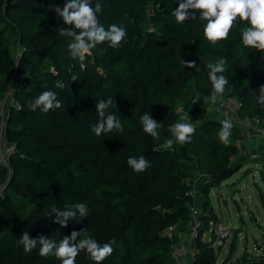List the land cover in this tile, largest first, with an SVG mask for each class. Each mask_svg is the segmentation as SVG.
Here are the masks:
<instances>
[{
    "label": "trees",
    "instance_id": "1",
    "mask_svg": "<svg viewBox=\"0 0 264 264\" xmlns=\"http://www.w3.org/2000/svg\"><path fill=\"white\" fill-rule=\"evenodd\" d=\"M66 2L0 0V132L6 147H16L9 166L0 164V264H61L40 257L39 244L25 253L18 239L27 231L59 243L82 230L78 239L87 236L101 246L115 241L101 264H177L172 253L190 231L198 172L204 200L198 201L201 228L193 237L192 264H219L223 248H215L214 233L212 241L204 238L211 223L220 221L211 191L251 162L237 144L244 140L240 125L233 124L227 146L219 140L226 113L213 116L205 105L212 92L206 65L226 59L229 83L222 99H237L240 120H258L264 132V106L256 99L264 85V53L242 43L250 25L238 17L228 39L212 45L199 12L182 25L176 22L172 11L179 0H101L100 24L106 30L122 25L127 36L119 47L98 45L80 61L70 58L72 39L60 35L67 26L54 11ZM58 80L64 88L55 86ZM44 91L55 92L62 107L33 111L31 103ZM109 97L114 104L108 111L124 130L97 137L90 130L99 120L96 102ZM145 112L161 123L157 140L142 131ZM177 122L195 125L191 143L175 141L168 129ZM168 139L172 150L165 147ZM141 156L150 167L136 173L127 160ZM76 203L87 206L86 217L69 220L67 227L53 223L52 208ZM173 226L177 232L170 237L166 232ZM236 239L227 260L237 250ZM261 242V255L247 251L235 263L264 264V225ZM76 264L96 262L82 250Z\"/></svg>",
    "mask_w": 264,
    "mask_h": 264
},
{
    "label": "clouds",
    "instance_id": "2",
    "mask_svg": "<svg viewBox=\"0 0 264 264\" xmlns=\"http://www.w3.org/2000/svg\"><path fill=\"white\" fill-rule=\"evenodd\" d=\"M104 5L101 0H67L63 9L56 7L54 11L64 21L67 27L60 29V35L70 37L72 42L68 45L70 58L73 60L83 61L86 54H90L92 49L98 45L108 43L110 47L117 48L127 36L126 29L121 25L112 24L106 30L100 24L98 14L103 11ZM199 12V18L206 21L204 25V37L212 45L217 42L225 41L229 37L230 31L235 26L237 18L240 22L247 21L250 26L245 27L242 31V43L245 47L256 49L264 53V0H179V6L172 11V16L178 24H184L188 20L195 19ZM187 68H195L194 61H183ZM225 58H220L217 62L207 63L209 80L212 84L210 100L216 103L228 91L229 81L223 75L226 71ZM198 70V69H197ZM72 81H77L78 76L72 75ZM57 88H64L62 81H56ZM260 106H264V85L259 87V96L256 97ZM114 101L109 97L106 101L100 99L96 102V112L99 120L91 126V132L97 137L115 132H123L124 128L121 121L113 112L108 111ZM62 107L57 95L53 91H44L31 103L30 108L35 111L40 109L44 113L54 111ZM184 120L188 117L185 115ZM142 131L147 133L153 140L159 139L158 129L161 123L145 112L140 117ZM222 127L218 132L219 140L225 146L230 143L233 124L229 119L221 121ZM169 132L175 138V141L181 145L192 142L193 135L196 131L195 125L191 122H177L169 127ZM165 147L169 150L173 148V140L168 139ZM128 165L136 173H142L150 167L149 161L141 156L139 158L129 157ZM88 208L83 203L65 206L63 209L52 208L51 216H54L53 223L61 227H67L69 220H75L77 216L84 218L87 216ZM73 231L71 236H65L59 243L43 235L32 238L25 231L18 239V246L23 247L25 253H30L39 247V255L42 258L53 256L61 264H76V258L80 251L84 250L90 255L96 264H101L106 258L110 257L113 252L115 241L103 244L101 246L95 239L85 236L78 239L84 234Z\"/></svg>",
    "mask_w": 264,
    "mask_h": 264
},
{
    "label": "rangeland",
    "instance_id": "3",
    "mask_svg": "<svg viewBox=\"0 0 264 264\" xmlns=\"http://www.w3.org/2000/svg\"><path fill=\"white\" fill-rule=\"evenodd\" d=\"M205 105L213 116H219L217 107L211 101L205 102ZM252 138L254 142L258 143L257 147H254L253 144L254 150L248 149L247 152L245 151L244 154L241 152V154L249 160L261 163V165L254 163L245 165L233 177L225 181L221 187L211 191L213 210H215L219 220L231 230L223 250L219 252V264H236L238 257L249 247L252 253L257 254L259 245L262 243L260 229L264 225V206L261 202L264 191V155L262 156L260 147L264 145V134L262 132L261 134L255 133ZM255 150L258 153L254 154ZM257 187L261 188V194ZM204 237L210 242L212 229ZM235 239L238 246L237 250L230 260H227L226 256L230 253L231 244L234 243ZM184 257L189 260L188 254H185ZM183 262L182 259L181 263L183 264Z\"/></svg>",
    "mask_w": 264,
    "mask_h": 264
},
{
    "label": "built area",
    "instance_id": "4",
    "mask_svg": "<svg viewBox=\"0 0 264 264\" xmlns=\"http://www.w3.org/2000/svg\"><path fill=\"white\" fill-rule=\"evenodd\" d=\"M215 107H217V110L222 113H226V116H224L225 119H229L232 121V124H237L240 125L243 129L245 130H250L256 133L261 134L260 130V123L258 120L254 121H247V120H240L239 116V111L242 108V104L237 100V99H218L216 103H212ZM2 116H5V108L4 104L2 105ZM0 164L4 166H9V159L10 157L16 152V147L14 145H11L9 147H6L5 145V135L3 130L0 132ZM192 196L194 197V203L191 205V210H192V219L189 222V227H190V232L191 234L196 237L198 234V231L201 228V211L198 208V201L199 197L197 193L195 192V189L191 192ZM211 229L212 233H214L215 239L213 241V244L215 248H223L225 246V241L226 239L229 238L230 236V228L228 226H225L221 221L219 222H212L211 223ZM177 232V228L175 226L170 227L167 230V234L170 237H173L175 233ZM212 241V238H211ZM188 254L190 256V259L193 263V259L196 255V249L194 250H188L185 246H180L177 247L175 246V250L172 253L173 259L177 263H181L182 259L184 258V255Z\"/></svg>",
    "mask_w": 264,
    "mask_h": 264
},
{
    "label": "crops",
    "instance_id": "5",
    "mask_svg": "<svg viewBox=\"0 0 264 264\" xmlns=\"http://www.w3.org/2000/svg\"><path fill=\"white\" fill-rule=\"evenodd\" d=\"M220 113V112H219ZM219 118L220 117H222V114L220 113L219 114V116H218ZM256 132H252V131H250V130H244L243 131V134H244V140L242 141V142H238L237 144H238V146H239V148L241 149V152L244 154V152L246 151L247 152V150L248 149H253V144H254V147H257L256 145H258V143H256V142H254L253 141V138L251 139V137H252V135H254ZM262 134H264V132L262 131ZM258 135V134H257ZM254 150V149H253ZM260 151H261V153H262V156L264 155V145L263 146H261L260 147ZM254 154L255 153H258L256 150H255V152H253ZM250 162L251 163H254V164H256V165H261V163H256V162H254V161H252V160H250ZM251 163H249V164H251ZM264 170V169H263ZM196 177L194 178V182H193V185H194V187H195V192L197 193V195H198V197L200 198V201H203L204 200V196L202 195V193H200L201 192V189H202V187H203V183H204V176L203 175H201L199 172L195 175ZM258 189H259V193L261 194V192L260 191H262L261 190V188L260 187H257ZM262 194H264V191H263V193ZM263 207V206H262ZM263 227V226H262ZM261 230V229H260ZM194 236L191 234V232L189 231L187 234H185V235H183V241H182V244H184V246L188 249V250H195V244H194V238H193ZM205 238V240L207 241V242H209L208 241V239H206V237H204ZM238 247V246H237ZM258 247V246H257ZM257 250V249H256ZM247 251L251 254V255H254V256H259V255H261L262 254V250H257V254H254V253H252L251 252V248L249 247V248H247V250H245L243 253H242V255L244 254V253H247ZM229 254L230 253H228L227 254V256H226V258L229 256ZM242 255H240L239 257H241ZM238 257V258H239ZM225 258V259H226ZM224 259V260H225ZM183 264H192V261H191V259H190V256H189V260H187V259H185V257L183 258Z\"/></svg>",
    "mask_w": 264,
    "mask_h": 264
}]
</instances>
